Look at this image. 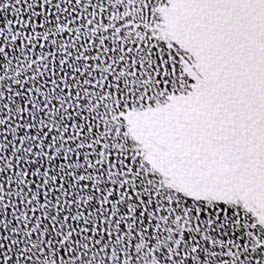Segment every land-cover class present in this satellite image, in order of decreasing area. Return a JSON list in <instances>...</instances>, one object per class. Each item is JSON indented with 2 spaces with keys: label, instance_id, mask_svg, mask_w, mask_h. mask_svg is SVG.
<instances>
[{
  "label": "snow or ice",
  "instance_id": "6c2138e0",
  "mask_svg": "<svg viewBox=\"0 0 264 264\" xmlns=\"http://www.w3.org/2000/svg\"><path fill=\"white\" fill-rule=\"evenodd\" d=\"M0 264H264V0H0Z\"/></svg>",
  "mask_w": 264,
  "mask_h": 264
}]
</instances>
